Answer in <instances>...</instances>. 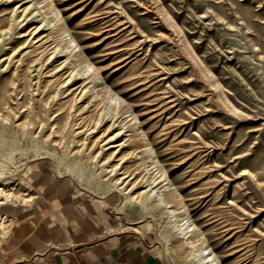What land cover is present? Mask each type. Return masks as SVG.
Instances as JSON below:
<instances>
[{
  "label": "rangeland",
  "instance_id": "obj_1",
  "mask_svg": "<svg viewBox=\"0 0 264 264\" xmlns=\"http://www.w3.org/2000/svg\"><path fill=\"white\" fill-rule=\"evenodd\" d=\"M0 122V264L85 217L196 264L161 170L222 264H264V0H0Z\"/></svg>",
  "mask_w": 264,
  "mask_h": 264
},
{
  "label": "crops",
  "instance_id": "obj_2",
  "mask_svg": "<svg viewBox=\"0 0 264 264\" xmlns=\"http://www.w3.org/2000/svg\"><path fill=\"white\" fill-rule=\"evenodd\" d=\"M17 232L15 255L7 264H164L152 247L150 235L139 232H119L116 223H103L97 217L78 220L75 230L61 247H51L44 253L28 248Z\"/></svg>",
  "mask_w": 264,
  "mask_h": 264
},
{
  "label": "bare ground",
  "instance_id": "obj_3",
  "mask_svg": "<svg viewBox=\"0 0 264 264\" xmlns=\"http://www.w3.org/2000/svg\"><path fill=\"white\" fill-rule=\"evenodd\" d=\"M30 1L24 2L23 4H27ZM33 6H28L24 11H29V14L33 15L34 10H32ZM57 15L60 14L59 10H56ZM36 15V14H34ZM25 19V18H24ZM41 28V27H40ZM69 35L70 43L76 44L78 47L79 44L76 42L75 38L70 32V28H66V35ZM119 100V99H117ZM1 123V122H0ZM122 132L119 133V135ZM159 164V161H157ZM161 174L158 178L147 181L146 184V193L147 197H152L155 201L158 202V205L162 208L166 209V212L169 214L171 221L174 223L176 227L175 231L180 237H183L186 240V246L192 251L191 256L196 264H222L219 260V257L212 249V247L208 244L206 240V236L203 230L198 226L195 221L192 219L190 213L188 212L187 208L185 207V217L181 218L177 211L173 208V206L168 202L167 195L165 191L167 190H175V186L172 181L167 177V173L165 171H160ZM168 180L169 186L162 189L161 183ZM7 185H0V195L4 196V201H0L1 205H7L10 202L9 194H7ZM9 191V190H8ZM5 215V214H4ZM4 225V217L0 216V225ZM4 230L0 232V238L5 239L7 233L10 229L6 226H3ZM6 228V229H5ZM195 235L196 239H192V236ZM3 241V240H2ZM197 242H203V246L198 248Z\"/></svg>",
  "mask_w": 264,
  "mask_h": 264
}]
</instances>
